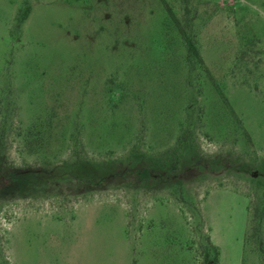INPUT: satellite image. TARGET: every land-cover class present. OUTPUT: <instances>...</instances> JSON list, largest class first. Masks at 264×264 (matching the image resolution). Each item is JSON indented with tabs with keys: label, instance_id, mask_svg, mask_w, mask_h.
I'll return each instance as SVG.
<instances>
[{
	"label": "rangeland",
	"instance_id": "1",
	"mask_svg": "<svg viewBox=\"0 0 264 264\" xmlns=\"http://www.w3.org/2000/svg\"><path fill=\"white\" fill-rule=\"evenodd\" d=\"M0 264H264V0H0Z\"/></svg>",
	"mask_w": 264,
	"mask_h": 264
}]
</instances>
